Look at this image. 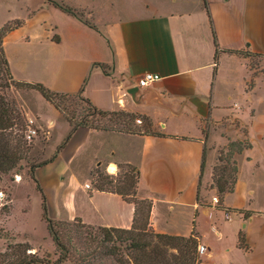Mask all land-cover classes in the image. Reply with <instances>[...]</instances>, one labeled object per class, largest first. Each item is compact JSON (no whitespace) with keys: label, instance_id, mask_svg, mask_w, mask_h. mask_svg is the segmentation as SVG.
<instances>
[{"label":"crops","instance_id":"crops-1","mask_svg":"<svg viewBox=\"0 0 264 264\" xmlns=\"http://www.w3.org/2000/svg\"><path fill=\"white\" fill-rule=\"evenodd\" d=\"M7 26L3 50L13 79L81 93L99 112L151 123L134 131L74 129L35 92L52 154L32 169L34 178L16 174L5 221L16 241L46 242L55 253L44 196L53 220L132 227L134 203L75 170L89 153L96 166H134L137 195L152 202L151 229L207 245L203 264H264V80L253 79L244 53L264 55V0H0V29ZM146 72L161 78L140 87L146 93L136 103L127 90ZM236 142L250 145L233 156V191L220 195L215 170ZM16 207L20 224L12 222ZM36 223L43 234L33 231Z\"/></svg>","mask_w":264,"mask_h":264},{"label":"rangeland","instance_id":"rangeland-1","mask_svg":"<svg viewBox=\"0 0 264 264\" xmlns=\"http://www.w3.org/2000/svg\"><path fill=\"white\" fill-rule=\"evenodd\" d=\"M244 53L248 56L251 55L249 66L253 79L259 77L264 80V55L250 54L246 51ZM2 78L0 95L3 96V101L5 102L2 109L7 115L4 124L3 122L1 123L2 119L0 120V158L4 153L5 146H7L5 145L6 140H9L12 146L10 152H15V158L17 157L19 160L17 166L13 169L6 172L0 170V191L4 192V196L0 197V264L17 262L23 256L31 253V250H34L37 255L44 258L47 264L55 261L62 252L68 253L69 259L75 264H138L139 258L141 264L144 262L148 264L147 257L154 254L159 256L160 263L173 262L174 259L175 263L179 261L183 257V252L181 250V241L178 239H159L150 235L139 238L136 233H132L124 235V237H127L125 240H122L119 234H114L111 241H103L104 236L98 228L92 226L84 227L81 223L73 224L68 221L59 222L55 226V230L58 232L66 252L62 248H58L55 253H52L46 242H39L33 245L26 242L32 248L28 250L27 254L24 247L16 246L20 241H16V235L5 228V221H7L9 211L7 197L13 182L20 180L16 174L31 172L36 165L45 163L52 154L49 150L52 148L51 145L53 143L50 142L47 128L41 122L39 116L42 108L37 103L38 100L35 95V92L39 91L27 86L17 85L5 70ZM83 98L81 93L72 96L61 95L56 99V105L64 117L76 125L116 131H134L147 128L146 121L143 120L140 123L133 115L125 111L97 112ZM29 119H35V127L37 129V134L32 140L26 138ZM229 121L234 126L239 125V121L234 118ZM223 125H228V121L224 122ZM210 126L211 124H207V127L210 128ZM84 156L75 165V170L79 174L88 177L94 186L104 185V187L111 189L118 187L123 191L130 189L131 177H135L132 167L116 166L117 168L114 171L116 173L112 174L107 169V166H96L89 162L92 154L85 153ZM223 157L227 159V162H224L219 167V171H221L222 178L230 181L234 169L232 155L229 152L223 153ZM109 180H112V182L107 183ZM221 185L228 187V183L225 184V182ZM129 197L133 199L131 196ZM20 221L21 210L16 207L12 222L20 224ZM31 221L35 223V219H31ZM33 226V231L38 235L43 234L45 231L37 223ZM50 238L52 240L51 235ZM137 241L140 243L151 242V246L148 247L147 252H141V250L133 248V244L138 243ZM54 246L57 248L56 244ZM187 255L188 260L182 262L185 264H196L197 255L194 246H191ZM152 264H155V262Z\"/></svg>","mask_w":264,"mask_h":264},{"label":"trees","instance_id":"trees-1","mask_svg":"<svg viewBox=\"0 0 264 264\" xmlns=\"http://www.w3.org/2000/svg\"><path fill=\"white\" fill-rule=\"evenodd\" d=\"M61 7L67 12L75 13L71 8L64 7V6H61ZM7 29H8V26L0 29V83H1V80L3 79L2 78L3 71L5 70V71H7L10 78L17 83V85L27 86V87H30L32 89L39 91L46 100H48L49 102H51L52 104H54L58 108V106L56 105V99L59 96H61V95L72 96V95L54 92L41 83H27V82H20V81L13 79L11 72H10V69H9V64H8L7 58L5 56V52L3 50V38H4V35L7 31ZM217 60H218V52H216V62H217ZM0 87H2V84H0ZM83 99L91 106V104L89 103L87 98L84 97ZM4 103L5 102L3 101V96L0 95V120L2 119L1 123L3 122V124L6 121L5 117L7 115V113H5V111H4V109H2L3 108L2 106ZM93 109L95 110V108H93ZM97 112H99V111H97ZM133 117L135 118L134 115H133ZM144 121H146V125H147L146 129H149L151 126L150 121L147 118H144ZM73 126L75 129L79 125L73 124ZM10 144H11L10 141L6 140L5 145H7V146H5L4 153L2 154V156L0 158V170L3 172H6V171L13 169L18 164L19 158H17V157L15 158V152H10V150L12 149V146ZM249 145L250 144L248 142H245V143L244 142H236V143H232L230 145V149L228 152L231 153L232 162L234 164L233 174H232L230 181H227L226 179L222 178L221 171H219L220 170L219 167L224 162H227V159H225L223 157V153H222L221 158H220L222 163H221V165L217 166L216 170H215V180H216L218 191H219L220 195H223L227 192L233 191L235 181H236V175H237V166L235 164V161L233 160V156L235 155V153L242 151L244 147H247ZM122 166L132 167L134 169V172H135V177L134 178L131 177L132 183H131V187L128 191H123L122 189H120L118 187L112 188V189L106 188V187H104V185L95 186V187L99 190H106V191H112L115 193H119L120 195H122V197L124 199L133 202L135 205L134 222H133L132 227L129 229L116 228V227H98V230L104 236L103 241H111L113 239L114 234H119L121 239L125 240V239H127V237H124V235L132 234V233H136L137 236H139V238L142 236H147V235L155 236L159 239L175 238V239H178L181 241V243H180L181 244V250L183 252V257H181V259L179 261H176V263H175V259H174L173 262L166 261L164 263H160L159 262V256L154 254V255H149V257L146 256L147 260H148V264H152L154 262H155V264H185L182 261L186 262L188 260L187 252L190 250L191 246H194L195 253H196L197 240L192 236L188 237V238L187 237H180V236H172V235H168V234L157 233L154 230H152L151 227L149 226L150 213H151V209H152V202L148 199H140L137 195V184H138V179H139L138 170L130 164H121L120 167H122ZM31 175L34 178V174L32 171H31ZM111 182H112V180L107 181V183H111ZM224 182H225V184L228 183L227 188L221 185ZM38 188L41 190L40 186H38ZM129 196H131L133 199H131ZM43 198H44V203H43L44 218L47 221L49 233L52 236L53 242L57 245L56 249L62 248L63 250H65V248L63 247L64 244L61 242L59 234L55 230V226L59 222H63V221H57V220H53V219L49 218V216L47 214L46 197L44 196ZM69 223H73V224L81 223L84 227L89 226V225L83 224L80 220H76L74 222H69ZM137 242L138 243H134V242H133L134 244L132 243L134 245L133 248L134 249L136 248V250H141V252H147L148 247L151 246V242H143V243H140L139 241H137ZM16 246L17 247H24L26 250V254H27L28 250L32 249L30 244L26 243V242H19V244H17ZM65 252H66V250H65ZM177 258H179V257H177ZM195 258H196V256H195ZM195 258H194V261H195ZM68 260H71V259H69V254L62 252L60 254V256L55 261H51L48 264H60L64 261H68ZM194 261H193V263H194ZM9 264H47V263L45 262L44 258L37 255V252H31V253H28L26 256H23L22 258H20L17 262H11ZM138 264H141L140 258H139ZM142 264H147V263L144 262Z\"/></svg>","mask_w":264,"mask_h":264},{"label":"built area","instance_id":"built-area-1","mask_svg":"<svg viewBox=\"0 0 264 264\" xmlns=\"http://www.w3.org/2000/svg\"><path fill=\"white\" fill-rule=\"evenodd\" d=\"M161 76L157 73L153 72H146L144 73L138 80V86L142 88L148 87L150 84L154 83L155 81L159 80ZM138 122H141L140 120H137ZM37 134V129L35 127V119H29L28 122V129L26 131V138L29 140H32L33 137ZM109 170V168H107ZM110 173H116L111 172ZM87 188H91V184H85ZM4 196V192L0 191V197ZM215 201H218L217 197L214 198ZM231 220V218H229ZM208 250V246L205 244L197 243L196 248V255H197V261L196 264H203L202 262V256L203 254Z\"/></svg>","mask_w":264,"mask_h":264},{"label":"water","instance_id":"water-1","mask_svg":"<svg viewBox=\"0 0 264 264\" xmlns=\"http://www.w3.org/2000/svg\"><path fill=\"white\" fill-rule=\"evenodd\" d=\"M127 92L131 95L134 102L140 103L144 99L146 90H141L139 86H134L129 88Z\"/></svg>","mask_w":264,"mask_h":264},{"label":"bare ground","instance_id":"bare-ground-1","mask_svg":"<svg viewBox=\"0 0 264 264\" xmlns=\"http://www.w3.org/2000/svg\"><path fill=\"white\" fill-rule=\"evenodd\" d=\"M109 170H110L111 172H114V171L116 170V166H115L114 164L110 165V166H109ZM17 178L19 179L20 176H17Z\"/></svg>","mask_w":264,"mask_h":264}]
</instances>
